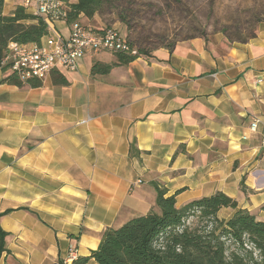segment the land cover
Returning a JSON list of instances; mask_svg holds the SVG:
<instances>
[{
	"label": "crops",
	"instance_id": "crops-1",
	"mask_svg": "<svg viewBox=\"0 0 264 264\" xmlns=\"http://www.w3.org/2000/svg\"><path fill=\"white\" fill-rule=\"evenodd\" d=\"M22 2L5 0L4 13ZM70 30L57 20L42 42ZM96 63L112 68L93 74ZM53 72L31 87L0 71V264H61L71 245L90 256L106 229L157 210L156 184L178 207L218 191L253 212L264 205V19L244 40L182 38L127 63L91 50L77 70Z\"/></svg>",
	"mask_w": 264,
	"mask_h": 264
},
{
	"label": "trees",
	"instance_id": "trees-1",
	"mask_svg": "<svg viewBox=\"0 0 264 264\" xmlns=\"http://www.w3.org/2000/svg\"><path fill=\"white\" fill-rule=\"evenodd\" d=\"M65 1L70 9L67 21L73 23L80 21L81 14L94 17L113 0ZM4 5L5 0H0V67L11 42L40 44L50 33L44 17L26 12L23 6L5 14ZM121 20L126 23L124 17ZM118 54L120 62L127 63L146 53L140 50L137 55ZM111 68L96 63L93 74L107 73ZM2 70L7 71L6 67ZM53 79L57 84H68L58 72L57 75L53 72ZM5 80L31 87L43 83L39 79L24 82L13 72ZM156 189L157 210L136 216L120 227L106 229L98 248L73 264H89L91 260L96 264H264V219L248 208L239 207L237 199L218 191L178 207L176 194L167 196V190L158 184ZM223 208L233 209V215L220 218L218 213ZM6 236L0 226V256Z\"/></svg>",
	"mask_w": 264,
	"mask_h": 264
},
{
	"label": "rangeland",
	"instance_id": "rangeland-1",
	"mask_svg": "<svg viewBox=\"0 0 264 264\" xmlns=\"http://www.w3.org/2000/svg\"><path fill=\"white\" fill-rule=\"evenodd\" d=\"M98 15L148 54L193 36L244 40L264 19V0H113Z\"/></svg>",
	"mask_w": 264,
	"mask_h": 264
},
{
	"label": "built area",
	"instance_id": "built-area-1",
	"mask_svg": "<svg viewBox=\"0 0 264 264\" xmlns=\"http://www.w3.org/2000/svg\"><path fill=\"white\" fill-rule=\"evenodd\" d=\"M24 7L35 4V15L44 17L49 25L57 20H67L69 4L65 0H23ZM107 50L114 53L137 55V48L132 45L117 29L105 26L92 29L84 26L80 21L71 23L70 34L64 37L55 34L53 39L40 44H23L11 42L9 50L2 61L0 71L6 67L9 73H15L24 82L30 79L45 80L51 72L58 69L75 71L81 59L88 51ZM261 120L254 118L250 123L249 133L259 130ZM250 135L244 133L242 139H249ZM260 147L264 151V126L260 138ZM76 247L69 248L68 255L61 264H73L79 259Z\"/></svg>",
	"mask_w": 264,
	"mask_h": 264
}]
</instances>
